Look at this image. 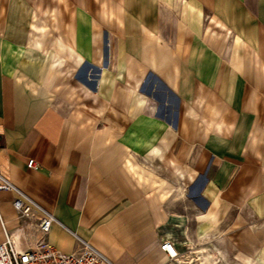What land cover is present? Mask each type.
<instances>
[{
  "label": "crops",
  "instance_id": "obj_1",
  "mask_svg": "<svg viewBox=\"0 0 264 264\" xmlns=\"http://www.w3.org/2000/svg\"><path fill=\"white\" fill-rule=\"evenodd\" d=\"M0 175L62 252L264 264V0H0Z\"/></svg>",
  "mask_w": 264,
  "mask_h": 264
},
{
  "label": "built area",
  "instance_id": "obj_2",
  "mask_svg": "<svg viewBox=\"0 0 264 264\" xmlns=\"http://www.w3.org/2000/svg\"><path fill=\"white\" fill-rule=\"evenodd\" d=\"M37 166L34 159L28 160L27 167ZM0 190H15L18 193L12 200V205L21 216L28 218L33 216L35 210L37 212L35 223L37 237L31 244L15 242L10 234L4 232V240L0 242V264H113L86 240H80L79 247L72 252L58 250L46 238L55 221L54 216L40 208L9 179L1 175ZM159 246L169 259L180 264H191L184 259L185 254L178 252L170 241L163 240Z\"/></svg>",
  "mask_w": 264,
  "mask_h": 264
},
{
  "label": "rangeland",
  "instance_id": "obj_3",
  "mask_svg": "<svg viewBox=\"0 0 264 264\" xmlns=\"http://www.w3.org/2000/svg\"><path fill=\"white\" fill-rule=\"evenodd\" d=\"M206 252V251H205ZM214 252L217 254V255H222L223 253L221 252L220 253V251L218 250V249H214ZM219 253V254H218ZM203 254V251H199V252H197L196 254H193V256H191L190 258H189V262H191V264H201L202 263V261H203V259H202V255ZM205 255V254H204ZM229 256V255H228ZM230 257V256H229ZM225 258H227L226 257V255H225ZM216 261V260H215Z\"/></svg>",
  "mask_w": 264,
  "mask_h": 264
},
{
  "label": "bare ground",
  "instance_id": "obj_4",
  "mask_svg": "<svg viewBox=\"0 0 264 264\" xmlns=\"http://www.w3.org/2000/svg\"><path fill=\"white\" fill-rule=\"evenodd\" d=\"M20 236H21V234H20ZM14 237H15V235H14ZM15 239V238H14ZM17 239V238H16ZM22 243V242H21Z\"/></svg>",
  "mask_w": 264,
  "mask_h": 264
}]
</instances>
